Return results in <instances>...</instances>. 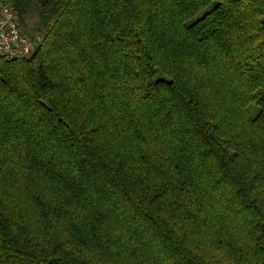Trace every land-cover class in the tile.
<instances>
[{
  "label": "trees",
  "instance_id": "obj_1",
  "mask_svg": "<svg viewBox=\"0 0 264 264\" xmlns=\"http://www.w3.org/2000/svg\"><path fill=\"white\" fill-rule=\"evenodd\" d=\"M2 1L0 264H264V0Z\"/></svg>",
  "mask_w": 264,
  "mask_h": 264
},
{
  "label": "built area",
  "instance_id": "obj_2",
  "mask_svg": "<svg viewBox=\"0 0 264 264\" xmlns=\"http://www.w3.org/2000/svg\"><path fill=\"white\" fill-rule=\"evenodd\" d=\"M35 48L36 43L20 25L12 7L0 0V57L23 61L31 57Z\"/></svg>",
  "mask_w": 264,
  "mask_h": 264
},
{
  "label": "rangeland",
  "instance_id": "obj_3",
  "mask_svg": "<svg viewBox=\"0 0 264 264\" xmlns=\"http://www.w3.org/2000/svg\"><path fill=\"white\" fill-rule=\"evenodd\" d=\"M20 25L26 29L37 45V43L41 40V33L37 29L36 18L34 16H28L24 19L23 23H20Z\"/></svg>",
  "mask_w": 264,
  "mask_h": 264
}]
</instances>
